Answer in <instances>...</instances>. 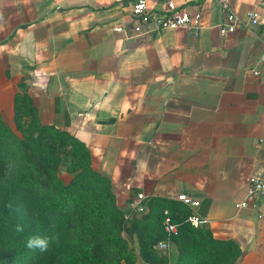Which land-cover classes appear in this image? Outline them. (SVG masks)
<instances>
[{"label":"crops","instance_id":"obj_1","mask_svg":"<svg viewBox=\"0 0 264 264\" xmlns=\"http://www.w3.org/2000/svg\"><path fill=\"white\" fill-rule=\"evenodd\" d=\"M136 1L0 0V117L12 128L26 94L42 125L83 143L125 217L138 193L146 206L188 195L213 238L236 243L235 264H264V195L237 206L264 181V0H229L258 24L226 34L214 0H173L199 34L143 36L128 31Z\"/></svg>","mask_w":264,"mask_h":264},{"label":"trees","instance_id":"obj_2","mask_svg":"<svg viewBox=\"0 0 264 264\" xmlns=\"http://www.w3.org/2000/svg\"><path fill=\"white\" fill-rule=\"evenodd\" d=\"M22 103L24 109L19 107ZM24 115L29 116L27 124L20 121ZM13 125L21 137L0 117V264H109L104 259L107 246L123 245L121 233L131 237L132 229L140 241V259L148 264H167L154 250V244L164 239L165 208L179 224L172 240L178 249L176 264H216L214 257L219 256L230 258L234 264L238 259L240 251L235 242L214 239L207 226L193 228L184 223L188 211L177 202L151 200L139 220L125 228L124 214L117 206L110 181L91 168L87 148L69 133L42 125L35 108L23 95L15 96ZM10 144L21 150L22 163L8 179L12 165ZM61 153H65V159L70 156L79 162L68 184L57 175ZM18 224L24 227L22 233L15 230ZM76 225L84 233L97 236V245L69 244V232ZM33 235H55L58 240L41 252L26 247L27 238ZM123 260L125 264H135L137 258L127 253Z\"/></svg>","mask_w":264,"mask_h":264},{"label":"built area","instance_id":"obj_3","mask_svg":"<svg viewBox=\"0 0 264 264\" xmlns=\"http://www.w3.org/2000/svg\"><path fill=\"white\" fill-rule=\"evenodd\" d=\"M220 11L224 15V21L220 24L222 34L233 32L237 28L253 29L258 24V16L254 12H247L244 19L238 17L232 12L229 0H214ZM133 23L128 27L132 35H158L162 31L184 29L191 31L193 34H199L202 25L200 15L189 12L184 8H178L173 0H163L162 8L152 10L148 7L147 0H137L131 7ZM124 25L113 27L114 33H124ZM260 62L264 63V49L260 55ZM254 74H257L254 72ZM264 195V181L256 177H251L248 182L247 193L242 202L237 204L239 208L255 207L256 200ZM145 196L142 193L136 194L133 201V209L136 213H144L146 205L144 204ZM177 201L183 207L188 209V215L184 223L193 228L207 226L208 220L197 214L199 202L188 195L179 194L176 196ZM162 228L164 239L158 242L157 247L160 250H166L170 247L173 238L178 234L179 224L174 222L170 211L165 208L162 212Z\"/></svg>","mask_w":264,"mask_h":264},{"label":"rangeland","instance_id":"obj_4","mask_svg":"<svg viewBox=\"0 0 264 264\" xmlns=\"http://www.w3.org/2000/svg\"><path fill=\"white\" fill-rule=\"evenodd\" d=\"M23 96L27 97L26 94H24ZM29 100V99H28ZM26 103V101H25ZM25 103H22V105H19V107L22 108V106H25ZM28 111L30 109V106L28 105V103H26ZM24 109V108H22ZM26 111V110H25ZM27 112V111H26ZM21 118V122L24 121L25 124H27L29 122V116L24 115ZM15 125H12V130L13 132L18 136L21 137V133L17 132L14 129ZM48 141H50V139H48ZM56 147V146H55ZM10 155L12 157V165L10 167V171L9 174L7 176V178L9 179L12 174H14V172L16 171L17 167L22 163V156H21V150L19 149V147L17 145H13L10 144ZM60 161L58 163V167H57V175L60 179H62L65 184H68L72 178L73 175L78 171L77 166L78 163L77 160L71 159L70 156L67 157V159H65V153H61L59 155ZM77 169V171H76ZM73 171V172H72ZM143 213H136L132 214L130 216H126L124 215V221L125 223V228H131L132 227V222L133 220H139L140 215H142ZM115 226V225H114ZM114 229H111L110 232H113ZM132 231L134 232V235H132L131 237H128L125 233H121V238L123 240H125V243L122 245H118V246H113L112 244H109L107 246V250H106V254H105V261L109 264H125V261L123 260V257L125 256V254L127 253H131L134 256H136L137 261L135 264H148L143 262L140 259V255H139V240L137 238V235L135 234L136 231L132 229ZM83 228L80 225H76L74 228L71 229V231L69 232L68 238H67V242L69 244H77L79 242H83L84 244H86L89 247L92 246H96L98 243V237H93L90 236L87 233H84ZM158 244V243H157ZM157 244H154V250L157 252V254L164 258L166 260L167 264H176L177 260H178V249H177V245H176V241H172L170 244V247L166 250H160L157 247ZM214 260L216 261V264H232L230 262V258L224 257V256H219L217 258L214 257ZM235 264V263H234Z\"/></svg>","mask_w":264,"mask_h":264},{"label":"clouds","instance_id":"obj_5","mask_svg":"<svg viewBox=\"0 0 264 264\" xmlns=\"http://www.w3.org/2000/svg\"><path fill=\"white\" fill-rule=\"evenodd\" d=\"M18 233L24 231L23 225H16L15 229ZM58 240V236L42 237L39 235H33L27 238L26 247L29 249H39L41 252L47 251L49 245L55 243Z\"/></svg>","mask_w":264,"mask_h":264}]
</instances>
